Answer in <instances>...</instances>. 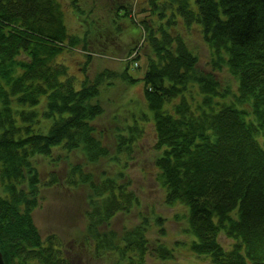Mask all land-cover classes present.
I'll return each mask as SVG.
<instances>
[{
    "label": "trees",
    "instance_id": "obj_1",
    "mask_svg": "<svg viewBox=\"0 0 264 264\" xmlns=\"http://www.w3.org/2000/svg\"><path fill=\"white\" fill-rule=\"evenodd\" d=\"M147 3L149 15L140 27L149 52L140 80L149 116L131 114L114 126L112 155L97 137L94 120L103 112L99 95L104 84L112 85L109 79L138 82L128 63L120 74L106 70L90 79L87 54L78 80L61 58L85 45L86 38L69 32L60 2L0 0L4 264H71L55 234L39 235L32 213L41 189L59 181L52 174L43 183L35 158L52 159L56 153L58 161L73 151L85 162L70 165L63 182L88 189L86 239L92 253L110 254L109 264H150L153 255L172 258L160 241L150 250L145 218L120 236L103 229L138 204L124 170L138 148L142 123L149 120L156 180L165 204L184 209L192 252L208 256L212 264H264V0ZM188 31L207 47V72L198 68L199 58L185 38ZM222 70L234 88L215 77ZM101 159L119 164L120 170L95 179L86 168ZM221 234L233 241L230 248L219 242Z\"/></svg>",
    "mask_w": 264,
    "mask_h": 264
},
{
    "label": "rangeland",
    "instance_id": "obj_2",
    "mask_svg": "<svg viewBox=\"0 0 264 264\" xmlns=\"http://www.w3.org/2000/svg\"><path fill=\"white\" fill-rule=\"evenodd\" d=\"M59 2L69 32L86 38L85 45L82 42L73 50L62 54L61 60L68 66L71 74L77 75L78 80L83 77L80 73L81 67L86 62V55L89 54L86 70L90 79L106 70L120 74L126 67V62L129 74L139 79L134 84H128L119 77L111 78L109 81L112 85L107 87L104 84L102 94L99 95L103 112L94 120L96 135L102 145L107 146L112 155H115L114 126H121L122 120L130 119L131 114L143 112L149 116L140 80L149 52L144 45V31L140 27L142 24L140 19L149 15L147 0H59ZM122 4L123 6H119ZM127 9L129 16L125 15ZM187 36L191 39L185 38L189 40L199 58L198 68L205 72L209 71L205 63L208 61L207 47L194 31L192 33L188 31ZM215 75L222 86L230 83L233 88L235 87L226 70L216 71ZM117 117L119 119H116ZM142 129L138 148L124 170L125 179L130 181L131 188L138 197V204L126 214H117L103 229L112 230L120 236L123 231L139 224L142 218H145L149 224L147 236L150 250L157 241H160L173 253V257L167 260L150 256L148 258L150 264H212L208 256L195 254L190 245L186 244L189 235L184 233L186 214L184 209L178 205H167L163 201V191L156 180L157 170L153 163L157 152L154 148L152 122L150 120L143 122ZM55 157L56 153L52 159L35 158L43 183L48 182L52 174L59 179L56 184L41 189L39 205L32 213L39 235L45 238L49 234H55L62 242L63 251L71 264H109L111 255L96 256L86 239L85 211L88 195L86 185L69 187L63 182L70 165L84 164L83 154L73 151L58 161ZM88 166L86 170L91 171L95 179L102 173L114 175L121 168L119 164L110 163L106 159ZM219 242L225 248H230L233 243L223 234L219 236Z\"/></svg>",
    "mask_w": 264,
    "mask_h": 264
},
{
    "label": "water",
    "instance_id": "obj_3",
    "mask_svg": "<svg viewBox=\"0 0 264 264\" xmlns=\"http://www.w3.org/2000/svg\"><path fill=\"white\" fill-rule=\"evenodd\" d=\"M0 264H4V261H3V258H2L1 251H0Z\"/></svg>",
    "mask_w": 264,
    "mask_h": 264
},
{
    "label": "bare ground",
    "instance_id": "obj_4",
    "mask_svg": "<svg viewBox=\"0 0 264 264\" xmlns=\"http://www.w3.org/2000/svg\"><path fill=\"white\" fill-rule=\"evenodd\" d=\"M67 26V25H66Z\"/></svg>",
    "mask_w": 264,
    "mask_h": 264
}]
</instances>
